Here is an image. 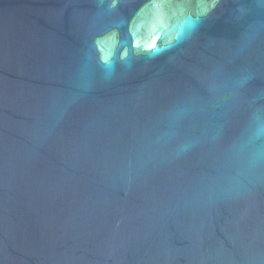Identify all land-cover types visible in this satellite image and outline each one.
Here are the masks:
<instances>
[{
    "label": "water",
    "instance_id": "obj_1",
    "mask_svg": "<svg viewBox=\"0 0 264 264\" xmlns=\"http://www.w3.org/2000/svg\"><path fill=\"white\" fill-rule=\"evenodd\" d=\"M152 2L0 0V264H264V163L234 149L264 0ZM185 16L172 47L132 48Z\"/></svg>",
    "mask_w": 264,
    "mask_h": 264
},
{
    "label": "clouds",
    "instance_id": "obj_2",
    "mask_svg": "<svg viewBox=\"0 0 264 264\" xmlns=\"http://www.w3.org/2000/svg\"><path fill=\"white\" fill-rule=\"evenodd\" d=\"M151 9L160 14L162 10L170 7L166 0H153L150 5ZM207 8H202L206 12ZM184 15V6L176 4L171 13V20H176ZM196 22L190 17L185 18L178 23L165 24L157 23L145 30H138L136 26L131 29L132 48L138 51L149 52L153 55L159 54L160 51L172 47L175 43L180 42L185 36L194 29ZM141 25V29H143ZM163 41L160 47L153 44V41ZM119 41L112 36L109 42L105 44L103 40L97 41V51L100 53V63L105 67H112L116 57V50ZM127 50L120 52V59H126ZM247 120L239 136L234 143V149L237 154L246 157L249 166H256L264 163V94L253 98L247 104Z\"/></svg>",
    "mask_w": 264,
    "mask_h": 264
}]
</instances>
